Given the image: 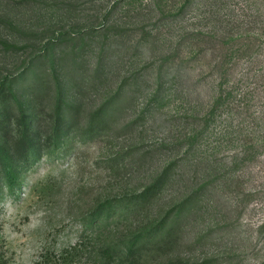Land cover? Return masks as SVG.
<instances>
[{
    "label": "rangeland",
    "instance_id": "rangeland-1",
    "mask_svg": "<svg viewBox=\"0 0 264 264\" xmlns=\"http://www.w3.org/2000/svg\"><path fill=\"white\" fill-rule=\"evenodd\" d=\"M0 148V264H264V0H0Z\"/></svg>",
    "mask_w": 264,
    "mask_h": 264
},
{
    "label": "trees",
    "instance_id": "trees-1",
    "mask_svg": "<svg viewBox=\"0 0 264 264\" xmlns=\"http://www.w3.org/2000/svg\"><path fill=\"white\" fill-rule=\"evenodd\" d=\"M35 136L31 133L29 127H25L23 130L20 131L19 135L16 137L14 141V145L12 146V156L17 160H27L29 156V151L32 149L34 145ZM9 167L8 159L5 155V152L0 148V175L3 172H6ZM3 171V172H2ZM3 173L2 175H4ZM104 205L101 206L103 208ZM105 208L102 209V212ZM144 232H137L135 235L129 239L128 243L125 244L123 251L130 257V258H137V254L141 253V236L144 235ZM168 264V263H164Z\"/></svg>",
    "mask_w": 264,
    "mask_h": 264
}]
</instances>
